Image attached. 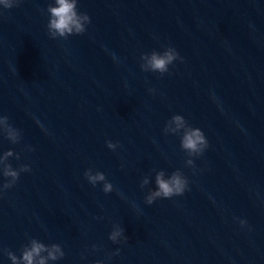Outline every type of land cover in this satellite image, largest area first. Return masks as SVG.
Wrapping results in <instances>:
<instances>
[{
	"label": "clouds",
	"instance_id": "clouds-1",
	"mask_svg": "<svg viewBox=\"0 0 264 264\" xmlns=\"http://www.w3.org/2000/svg\"><path fill=\"white\" fill-rule=\"evenodd\" d=\"M19 3L20 0H0V6L4 9H11L18 6ZM77 3L78 0H53V3L48 5L49 21L47 29L52 39L58 37L67 39L69 36L81 35L86 31L91 19L87 13L78 11ZM140 59L143 61L140 64L142 71L157 72L163 75L169 73V66L176 60H182V57L174 47L169 46L163 52L153 50L151 53H143ZM154 91V89H149L150 93H154ZM163 132L165 134L180 135L181 149L187 155L185 164L195 169V159L203 155L208 148V141L203 131L190 126L182 115L175 114L167 121ZM0 135H3L12 144L19 143L21 139L20 130L9 123V117L6 115H0ZM106 145L112 150L118 147V144L113 143L111 140L106 141ZM27 150L34 151L30 146ZM10 157H15L16 160L21 158L18 153H14L12 150L5 151L0 155V174L4 178L3 184L0 185V193L14 187L21 173L31 171L29 164H20L17 168H14L9 162ZM84 177L93 187L98 183H102L104 193L113 191L112 183L106 179L103 172H93L92 169H87L84 172ZM149 183L150 177L145 176L141 181L140 187L143 189ZM189 183L188 178L180 170L172 172L170 176H166L163 170L158 171L155 175V190L149 189L145 196V203L151 205L158 198L170 199L173 196H182L185 191L190 190ZM246 223L245 220H240L241 226ZM109 239L113 243H119L121 239L126 240L127 237L124 236V229L119 224H116L109 234ZM92 247L93 250L97 248L96 245ZM3 251L11 261V264H49L50 261H57L65 256L60 244L52 243L46 245L36 238H30L26 244L21 246L20 256L8 249ZM118 253L119 249H117L116 254ZM96 264H103V261H97Z\"/></svg>",
	"mask_w": 264,
	"mask_h": 264
}]
</instances>
